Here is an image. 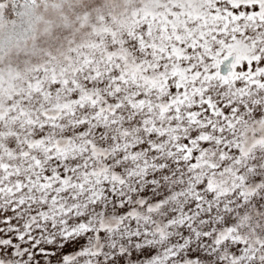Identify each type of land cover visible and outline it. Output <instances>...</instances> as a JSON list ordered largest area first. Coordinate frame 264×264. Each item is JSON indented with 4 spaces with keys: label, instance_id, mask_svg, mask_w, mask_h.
<instances>
[{
    "label": "snow or ice",
    "instance_id": "6c2138e0",
    "mask_svg": "<svg viewBox=\"0 0 264 264\" xmlns=\"http://www.w3.org/2000/svg\"><path fill=\"white\" fill-rule=\"evenodd\" d=\"M0 264H264V0H0Z\"/></svg>",
    "mask_w": 264,
    "mask_h": 264
}]
</instances>
